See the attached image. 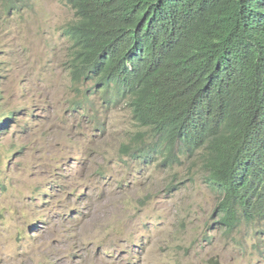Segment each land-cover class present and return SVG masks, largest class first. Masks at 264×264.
<instances>
[{"label": "rangeland", "instance_id": "374dc122", "mask_svg": "<svg viewBox=\"0 0 264 264\" xmlns=\"http://www.w3.org/2000/svg\"><path fill=\"white\" fill-rule=\"evenodd\" d=\"M73 19L32 0L0 25V264H264V218L222 226L196 162L121 156L139 126L74 86Z\"/></svg>", "mask_w": 264, "mask_h": 264}, {"label": "trees", "instance_id": "16d2710c", "mask_svg": "<svg viewBox=\"0 0 264 264\" xmlns=\"http://www.w3.org/2000/svg\"><path fill=\"white\" fill-rule=\"evenodd\" d=\"M30 1L0 0V25ZM64 1L74 86L139 126L121 156L196 162L228 230L264 218V0Z\"/></svg>", "mask_w": 264, "mask_h": 264}, {"label": "water", "instance_id": "95a60500", "mask_svg": "<svg viewBox=\"0 0 264 264\" xmlns=\"http://www.w3.org/2000/svg\"><path fill=\"white\" fill-rule=\"evenodd\" d=\"M209 263H210V264H217V262H214V261H212V260H211Z\"/></svg>", "mask_w": 264, "mask_h": 264}, {"label": "clouds", "instance_id": "9594fccd", "mask_svg": "<svg viewBox=\"0 0 264 264\" xmlns=\"http://www.w3.org/2000/svg\"><path fill=\"white\" fill-rule=\"evenodd\" d=\"M32 1V0H31ZM31 1H30V3H31ZM64 1V0H63ZM65 2V1H64Z\"/></svg>", "mask_w": 264, "mask_h": 264}]
</instances>
